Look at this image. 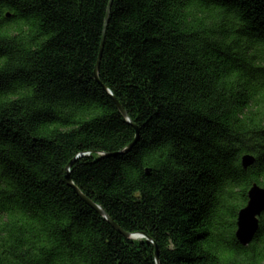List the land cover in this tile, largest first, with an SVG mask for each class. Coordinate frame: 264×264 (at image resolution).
<instances>
[{
  "label": "trees",
  "instance_id": "obj_1",
  "mask_svg": "<svg viewBox=\"0 0 264 264\" xmlns=\"http://www.w3.org/2000/svg\"><path fill=\"white\" fill-rule=\"evenodd\" d=\"M109 1L0 0V264H157L85 152L160 264H264V0H113L98 81Z\"/></svg>",
  "mask_w": 264,
  "mask_h": 264
},
{
  "label": "water",
  "instance_id": "obj_2",
  "mask_svg": "<svg viewBox=\"0 0 264 264\" xmlns=\"http://www.w3.org/2000/svg\"><path fill=\"white\" fill-rule=\"evenodd\" d=\"M113 0L109 1L106 19H105V26H104V33L100 48V53L98 57V61L95 68V78L99 81V70H100V63L102 59V53L104 49V43H105V37L106 32L108 29L109 21H110V14L112 9ZM105 90L112 96L114 99L118 109L122 113V115L129 121L136 129V138L135 140L126 148H124L121 151L118 152H112V153H103L105 156H117L120 154L128 153L132 150L134 145L139 139V127L135 125L127 112V110L123 107V105L117 100V98L113 95V93L105 88ZM91 152H85L77 155L75 158H73L69 164L66 167V181L67 184L74 189L75 193L84 201L86 202L90 207H92L95 211H97L101 216L105 217L107 221L124 237L130 239V238H145L148 243L152 244L155 247V257H156V263L160 264L159 259V249L157 247V244L154 242V240L149 237L145 233H135L132 234L130 232L125 231L122 227H120L119 224H117L113 219H111L107 213V211L99 204H97L95 201L90 199L87 195L83 193V191L74 183L72 176H71V168L74 165V163L80 159L81 157L90 155ZM255 156L251 154H246L242 157V164L245 168H248L249 166L253 165L255 163ZM248 203L245 207H243L238 214V221H237V231L236 236L240 243L244 246L250 245L253 240L255 239L259 229H260V217L264 214V187L259 185L258 183H254L252 187L249 190L248 193Z\"/></svg>",
  "mask_w": 264,
  "mask_h": 264
}]
</instances>
